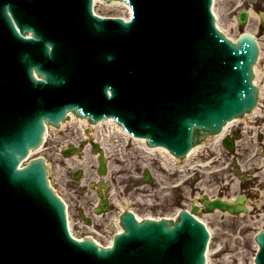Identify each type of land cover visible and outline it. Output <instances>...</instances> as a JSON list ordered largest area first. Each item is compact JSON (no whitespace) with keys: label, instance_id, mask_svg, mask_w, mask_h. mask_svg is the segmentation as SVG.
<instances>
[{"label":"water","instance_id":"1","mask_svg":"<svg viewBox=\"0 0 264 264\" xmlns=\"http://www.w3.org/2000/svg\"><path fill=\"white\" fill-rule=\"evenodd\" d=\"M65 1L69 2V4L71 3L69 0ZM95 1L104 0H94V12ZM126 1L131 2V0ZM136 1L140 2V0ZM142 1L135 3V5L131 2L134 15L145 14L146 12L144 13L143 10L150 7L148 2ZM209 1L189 0L186 3L189 6H192V4L196 5V10L192 8V13L202 14L204 12L206 15L204 18L201 15H196L187 21L191 29H205V31L197 30V33L202 39L199 40L200 45L204 48L205 46L208 47V50L203 53L207 55L202 56L206 63H209L207 70H213L210 73L212 80L211 84H209V96L205 98L204 103L200 101V96H197V93H199L200 87H206V81L200 79V75L194 77L192 74L197 66L196 63L202 61L199 59L203 48L200 51L193 46L187 47L188 50L185 49V56L187 52L189 55H187L186 61L179 66L177 72L171 71V67H154L159 65V63L153 61L155 63L153 64L154 66L147 63L142 65L136 75L132 74L133 79L137 78L136 84L138 86L143 83L145 87L152 88L150 100H153L152 106L150 100L142 101L138 97L136 98L138 109L131 115L134 119L135 128L140 126L137 123L144 125L143 119L148 118L143 128L147 138L150 139L151 145H163L178 156H183L189 150V147L196 142V136H202L203 134L207 138L210 134L219 131L224 123L228 124L243 117L239 115L250 110L255 101L253 89L250 87V69L257 55L256 44L260 47V38L257 37V39L254 36L250 39L243 38L235 46L227 42L214 27L209 9L211 2ZM111 3L128 5L120 0L111 1ZM23 4L25 3L20 0H0V18L1 20L5 19L0 22V28L4 29L6 27L9 29L8 32L18 38L20 37L14 32V26L10 22L9 17L11 15H8L6 11L9 5L18 7ZM25 8L30 10L32 7L26 4ZM184 8L185 6H183V10ZM163 13L169 14L166 7H164ZM92 18L96 21L95 24L93 23L96 25L95 28L98 29L95 32V38H99L100 34L97 32H100V27L105 20L96 17ZM243 19L245 20V18L241 17L240 21H244ZM116 21L124 28L130 26L121 20ZM135 22L136 20L132 24H135ZM177 23H175L174 28H177ZM67 28L72 29L75 27L67 26ZM182 28L183 26L180 29ZM160 29L164 30L162 27ZM71 35L73 37V33ZM225 37L228 39L226 35ZM83 38V36L77 34L73 37L77 46L76 51L79 52L80 56L82 51H84V44H86ZM254 41H257L256 44ZM23 42L31 43L33 41L23 40ZM66 44L67 46L70 45V41L67 39ZM210 47L213 55L211 52L208 54ZM166 50H161V52L165 53ZM15 51L19 50L16 48ZM192 51H194L195 55L191 54ZM22 54L25 55V52H22ZM210 56L214 59L211 62ZM42 60L43 57L39 59V62H42ZM160 60V63L165 61L162 58ZM259 60L260 53L252 67L254 75L259 66ZM134 65V62H131L127 67L135 71L138 67ZM34 66L37 68V72L42 73V76L48 81V84H46L43 81L35 80L31 75V71L28 70L31 86L29 98L33 101L35 100L34 103L30 102L35 110L34 112H29L23 108L21 110L17 106L11 108L12 104L8 107L4 102L5 99H3L4 95H6L4 88L0 86V116H5L6 118L10 116V119H12L10 114L12 112L21 113L22 115V117H19V121L12 125L14 127H8L5 134L0 133V205L4 204L3 200L7 196H9L8 198H14L16 202H18L16 196L21 200L19 204L16 203L18 205L17 209L11 213L4 215L0 209V264H205V251L209 235L204 225L186 211L180 214L177 222L165 219L161 221L144 219L142 222H138L132 214L124 215L121 218L124 232L115 236L113 248H99L91 240L80 243L67 234L66 225L68 224L69 231L73 236L70 209L62 200L67 209L66 222L64 205L48 187L46 170L42 161L32 162L27 168L22 170H19L17 165L26 155L28 148L37 145L36 142H39L45 119L58 124L57 121L65 116L66 111L64 108L67 106L75 109L82 116L86 117L85 114H90L94 121L100 118V116H97L100 112L93 104H91L92 114L85 112V108L88 109L89 104L84 99L85 94L80 93L76 85L82 84L83 73L76 75L71 73L70 75L73 78L76 77L73 79L72 84H76L74 88L63 91L57 90V85L60 82L61 84L64 82L61 78L69 77V74L63 75L61 72L63 65L58 68L55 67L53 70L47 68L42 70L38 65ZM143 71L146 72L145 75ZM65 73H67V70H65ZM206 76H208L207 73ZM170 77L174 79L170 80L173 81L170 84L171 86H167ZM132 91L135 92V89L132 88ZM103 92L105 93V89ZM13 94L16 96L18 93L14 91ZM158 96L167 100L164 102V106L171 103L169 109H166L167 107L159 110L155 109L156 105L158 106L157 103L160 102L157 98ZM179 97H182L183 108L172 109V107L175 108L174 105L178 104ZM54 102L55 104H67L52 113L46 112L47 105L54 104ZM84 112L85 114H82ZM71 113L68 112V116ZM250 113H247V115ZM145 114L147 117L144 116ZM166 114L167 116H165ZM167 117L168 119H166ZM85 119L87 120L88 118ZM116 119H119L118 116ZM120 119V121L124 122L122 118ZM65 120H61L58 127ZM108 120L109 118L92 123L97 127H101ZM177 126H181V130ZM125 131L128 132L127 130ZM42 133L39 145L36 148H30L28 153L44 146L49 135L48 128ZM134 133L142 135V133ZM159 137H162V140H159ZM142 139L146 140L145 138ZM198 146L192 147L190 152L186 154V158L179 160L187 164ZM152 148L156 153L169 152L164 147L152 146ZM19 167H22V162ZM8 187L14 190L10 193ZM53 191L55 192L54 189ZM12 192H17V194L14 195ZM55 194L60 198L56 192ZM215 207H220L224 210L228 209L232 212L239 211V209L234 206L230 207V205L221 200H216L213 204L206 203L208 211L213 210ZM9 227H12L13 230H8L7 228ZM209 231L214 240L212 231L210 229ZM49 232H52L56 239H51ZM45 240H48L47 246L50 249L52 248L51 244L55 246L54 253L52 251L48 254L44 252L46 250ZM55 240L63 243L61 244ZM256 241L261 247L259 253L256 254V264H264V231L256 236ZM208 247L207 264L209 263L208 251L210 246Z\"/></svg>","mask_w":264,"mask_h":264},{"label":"rangeland","instance_id":"2","mask_svg":"<svg viewBox=\"0 0 264 264\" xmlns=\"http://www.w3.org/2000/svg\"><path fill=\"white\" fill-rule=\"evenodd\" d=\"M217 8L219 9L217 12L220 13L222 19L221 22L224 25L230 22L233 23V26L230 27L231 32H229L232 37H236L242 30L255 31L264 49V26L258 20L260 16L258 12L264 9V0H217ZM242 9L252 10L255 18L253 17L248 20V23L240 25L235 19L238 12ZM100 11L102 14H123L122 10L117 7H103ZM261 63H264V55ZM261 107H263V103ZM257 118L260 119L261 117H256V120ZM256 123L261 124L259 121ZM70 125L73 126H70L66 131H61L56 137L53 136V142H48L45 152L52 160L51 163H53L54 171L52 173L56 179L55 183L56 185L59 182L63 183V186L60 184L57 187L72 207V203L77 198L74 195L76 191L70 185L72 171L82 169L84 179L93 182V186L96 181L101 182L103 179L99 178V180L94 171L89 169V166L86 167L83 163L81 165L72 164L70 161L67 162L70 158H64L56 153L59 149H63L68 145L66 140L70 139V131H78L77 126L72 123ZM250 132L252 131L250 130ZM250 132H246V137L238 145L236 153H233L234 157L232 155L228 156V152L222 144L214 143L211 140L205 144L199 155H194L187 164L176 159L174 163L176 165L173 166L174 168L171 171L163 167L159 159L160 155H148L142 149L137 148L135 144H118L112 140L114 145L111 143L106 157L108 168L113 170L112 179L117 177V181H114L116 183V188L114 187V189H117V191L113 192L116 196L112 200L114 202L111 203L106 223L111 225L116 222L114 221L115 214H118L123 209H132L141 217L175 216L179 208L191 207L194 203L199 204L203 194H207L209 197L223 196L232 199L238 194L245 193L243 188L248 187L247 183H249L250 189H252L248 192V203L252 209L250 213L235 218L222 216L218 213L217 215L215 213H203L202 217L209 225L208 227L213 230L214 240L212 248L217 252V255L213 256L212 264H253V259L257 252L254 235L258 230L264 228V190H262L264 188V181L262 182L264 170L260 168L262 156L259 153L262 150L259 147L261 144L258 138L260 132H255V134ZM57 137L61 140L59 141L60 145L64 144V147L59 146L60 148L56 150L55 146L51 147L50 145L54 144L55 140L58 139ZM258 143L259 145L257 146ZM124 146L128 148L125 150ZM83 149L86 150L84 147ZM59 152L61 153V150ZM122 152L129 153V157L124 158L127 162L120 161ZM89 155L91 157L92 154ZM206 163H208L207 166L205 165ZM232 163L241 165V169L238 167L233 170ZM181 168H183V172ZM146 172L151 176L149 182H145L143 179ZM240 175H243L242 180ZM258 175V178H254ZM106 179L109 180L110 177L108 176ZM178 180H181V185L173 189L172 184H175ZM110 191H113V189ZM94 201L93 197L92 202ZM74 207H76V204L71 209L73 217L76 214L75 219L77 222L75 224L79 227L78 229L75 227L76 232L85 236L91 230L85 229V226L78 222ZM105 217L100 220L104 221ZM100 227L95 226L96 229ZM106 227L109 229L105 233L98 229L103 233L100 238L103 243L108 237L113 235L111 227L107 225Z\"/></svg>","mask_w":264,"mask_h":264},{"label":"bare ground","instance_id":"3","mask_svg":"<svg viewBox=\"0 0 264 264\" xmlns=\"http://www.w3.org/2000/svg\"><path fill=\"white\" fill-rule=\"evenodd\" d=\"M212 5H213L212 8H213L214 15L216 16L217 19H219V21L217 22L219 29L230 40H233L231 42L234 44L235 43V40L239 37L240 34L239 35H236V37H231V35H230L229 32H231L230 27L233 26V23L230 22L227 25H224V23L221 22L222 19H221L220 13L217 12L219 10L217 8V0H212ZM96 7L99 8V9H101L103 7L104 8H109V7L116 8V7H119L122 10L123 14L122 15L121 14L120 15H115V14H112L111 13L109 15H104V14L98 13L97 10H96ZM128 12H130V6H128V5H117V4H114V3H111V2L95 1V14H98L101 17H108V16L118 17V16H120L124 20H127V19L130 18V16L128 15ZM239 14H238V16H236L235 21L237 20V17H239ZM252 15H254V16H252ZM241 17L242 18H245L246 20H248V19L251 20L253 17L255 18V14H253V12L251 10V11H248V12H244ZM235 21H234V25H235ZM249 31L250 30H246V32H244V34H248ZM240 32L242 33L243 31H240ZM251 33H253V32H251ZM244 37H246V35ZM263 50L264 49H263L262 43L260 41V60H262L263 55H264V51ZM260 64H261V66H260ZM253 82H254V84H258L260 86V88L262 90V94H264V63H261V61L259 62V66L257 68L256 74H255V79H253ZM259 112H260V114H262V110L259 109V108H257V107H255L251 111V113L248 114V115H246L245 117H241V118H239L237 120H234L232 122H229L228 124H225V126L223 127V129L221 128L222 131L219 130L220 133L215 134V133L218 132V131H216V132L210 134L206 139L203 140V142H201L199 144V146L197 147V149L195 150V152L193 153V155H191V158L194 155H199V152H201L202 147H203L202 145L206 144L207 142H210L212 140V138L215 139L214 140L215 143H220V141L222 139H224L226 135L230 134V132H232L233 130H237V129H235L236 126H240V129L243 130V132H241V134L239 136V138L242 137V139H244L246 137V135H247L246 132H250V130L252 131V132H250L251 134H255V132H261V133H263L264 132V124H262L260 127H257V125H255L254 123H252V121L254 119H248V116H251V118H252L254 115L257 116ZM239 122L245 123L248 127L246 125H244V127H242ZM250 122L253 125H251ZM260 122H264V119L261 120ZM71 123L74 124L75 126H77L78 127V131H80L78 133V131L76 130V132H74V134H73V131H70V134H69V138H70L69 141H72V140L74 141V142H70V143H75V144H77L79 146V147H77L78 148L77 151H76L77 153H75L74 158H72V156H71V153H72L71 151L72 150L69 151V152H63L62 149H59V151L61 150L63 152V155L65 157L70 158V160H68L67 162L70 161L72 164L73 163H76V164H79V165H81L83 163L84 166H86V167L89 166V169H92V171H95V172L99 173L100 174L99 176H101L100 177L101 179L102 178H105V176H108L109 175V170H110V174L113 173V170L112 169H109L108 170L107 167L104 164H103V166L102 165L101 166H98V163H100L99 160L102 158L101 155H103V156H104V154L106 155L108 149H110L111 143L113 144L114 143L113 141H116V140L118 141V144L129 143L128 140H131V141H133V144L137 145V148L142 149L146 154H148V155H158V156L160 155L159 159H160L163 167H165L167 170L169 169L171 171V169L174 168L173 166L176 165L174 163H175V160L178 159V158L174 157L169 152L156 153L155 150L152 148L151 145L150 146L147 145L146 140H144L142 138H139V137L137 138L136 136H133L132 137V135L130 133H128L124 129H122L123 127L120 124H118L112 118H109V120L106 121L101 127H97L92 122L90 123L89 120H86L85 118L80 117V116H75L73 113H71L66 118V120L58 128L57 127L55 128V126H52L51 124H47L46 125L47 128H48V131H49V135H48V138H47L44 146H42V147H40V148L32 151L31 153H28L27 157L25 159H23V161H22V167L21 168H24L31 161L32 162H35V161L37 162V159H44L45 162H46V164H47V167L50 170L49 173L53 172V169H54L53 168V165H52L53 163H51L52 161H51V159H49L48 154L45 153L46 146H47V144H48L49 141H52L53 140V136L56 137L58 135V133H60L59 131H63L67 127H68L67 130H68L70 126H73V125H70ZM261 133H260V135H258V138L259 139L261 138L263 140V136L261 135ZM228 139H230V138H228ZM120 140H123V141L120 142ZM59 141H61L60 138H58L57 140H55L54 144H52L50 146L51 147L52 146H55V149L56 150H57V148H60L59 146L64 147L63 146L64 144L60 145L61 143ZM66 144H69V143L66 142ZM88 144H90V145H88ZM258 145H259V143L257 144V146ZM67 146H71V145H67ZM67 146H65V147H67ZM81 147L86 148L85 152H84V150L82 151V148ZM93 147L95 148V153H93V151H92V148ZM232 147H235V145L232 144ZM72 148L76 150L75 147L72 146ZM105 148H106V150L104 151ZM124 148L126 150L127 146H124ZM59 151L56 152L58 155H60V152ZM79 154H80V156L82 158H80V157L77 156ZM89 154H92L91 157H90ZM128 154H129L128 152H122V159H124L125 157L128 158L129 157ZM75 157H77V158H75ZM104 159H105V157H104ZM208 163H206L205 165L207 166ZM101 168H103V169L101 170ZM181 171H182V169H181ZM77 175H78V173H76L74 176H77ZM52 176H53V183H52V180L51 179H49V182L48 183H50V185L55 190V192L62 198V200L70 208L71 221H72L71 223H72V228H73V232L72 233H73V237L75 238V240L78 241V242H80V243H83V242H86L88 240H91L99 248H101V246L104 247V246H107V245H111L112 244V241H113V237H108V239L105 240L104 243L101 242V239L100 238H101V236H103V233L101 231H103L105 233L106 230L109 229V228L106 227V225L108 227L109 226L111 227L112 233H114L115 231L116 232L122 231L123 228L120 225V221H117L118 220V214L117 213L115 214V220L114 221H116V222H113V224H111V225H109V223L102 225L100 227L101 229L98 228L99 230H101V231H99L98 229H96L94 227L93 224L92 225L90 224L91 220L89 222V220L86 218V216H83V214H84V211H85V209L87 207H95L96 205L100 206V201L99 200H96V201H94L93 204H88L87 201L86 202H83L82 204H79L78 202H73L72 203L73 206L76 203H77V205H79V206L74 207V210L76 211V213H78V212L80 213V215H81V220L80 221L82 223H85L86 225H83L79 220H78V222H80L81 225L85 226V229H90L91 230V232H90L91 234L90 233H87L85 236L79 235L76 232V229H75V227H77V229L79 228L75 224V222H77L76 219H75V215L76 214H74V217H73V215L71 213L72 212L71 209L73 208V206L71 207V205L68 204L69 201H67L66 197L64 195H62V193H60L61 191L57 187V186H60V184L63 186V183L62 182H59L58 185L55 188V181H56V179L54 178L53 173H52ZM113 195H114V198H115L116 194H113ZM84 200H86V199L84 198ZM236 201H237V204L238 205H241L242 207L243 206H246V204H247V199H246L245 196L239 197ZM233 204H235V202L232 201V200H230L229 201L230 207H233L234 206ZM185 209H190V206L187 207V208H185ZM95 210H96L95 212H97L95 216H100L102 214V213H99V212H101V209H98L97 208ZM132 211L135 213L136 217L138 218L137 220H142V218H144V217H141V215H139L134 210H132ZM178 211H180V210L178 209L176 212H178ZM188 211L191 212L192 215L194 214L195 217H197V215L199 214V212H196L195 209L194 210L193 209L192 210H188ZM214 211H216L218 214H220L222 216H227V217L228 216L229 217L235 216L236 214L239 213V212L238 213H234V212H232L230 210H227V209L224 210V209H221L220 207L216 208ZM216 212H215V214L217 215ZM106 217H108V215ZM147 217L153 218V216H147ZM96 218L97 217H95L94 220H96ZM200 219L203 220V222L207 225V222L205 221V219H203L202 216L200 217ZM206 227H208V225ZM208 229H210L212 231V234H213V230L210 227H208ZM216 253L217 252L211 246L210 249H209V251H208V261H209L208 264H212V262H213V256L217 255Z\"/></svg>","mask_w":264,"mask_h":264}]
</instances>
